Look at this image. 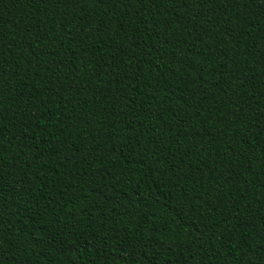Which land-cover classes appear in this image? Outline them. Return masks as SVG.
Here are the masks:
<instances>
[{
    "label": "trees",
    "instance_id": "16d2710c",
    "mask_svg": "<svg viewBox=\"0 0 264 264\" xmlns=\"http://www.w3.org/2000/svg\"><path fill=\"white\" fill-rule=\"evenodd\" d=\"M0 264H264V0H0Z\"/></svg>",
    "mask_w": 264,
    "mask_h": 264
},
{
    "label": "snow or ice",
    "instance_id": "6c2138e0",
    "mask_svg": "<svg viewBox=\"0 0 264 264\" xmlns=\"http://www.w3.org/2000/svg\"><path fill=\"white\" fill-rule=\"evenodd\" d=\"M192 2H193V3H196V2H197V0H192ZM0 223H2V222H0Z\"/></svg>",
    "mask_w": 264,
    "mask_h": 264
}]
</instances>
